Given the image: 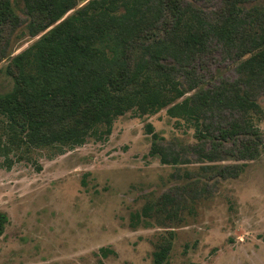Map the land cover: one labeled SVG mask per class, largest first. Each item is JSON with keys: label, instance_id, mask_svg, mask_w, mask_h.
<instances>
[{"label": "rangeland", "instance_id": "1", "mask_svg": "<svg viewBox=\"0 0 264 264\" xmlns=\"http://www.w3.org/2000/svg\"><path fill=\"white\" fill-rule=\"evenodd\" d=\"M193 1L210 17L222 5ZM11 3L23 23L0 31V94L13 87L6 73L11 59L37 39L28 33L23 2ZM236 65L234 52L211 43L194 61L191 78L215 90L240 81ZM174 75L186 88L188 78ZM253 91L264 107V90ZM237 117L216 110L208 120L214 136ZM253 121L264 143V115ZM146 124L162 137L163 149L179 156L177 165L149 155ZM0 135L6 144L2 129ZM218 141L216 161L203 159L201 151H213L209 140L198 141L194 125L165 108L143 116L128 112L106 139L90 138L63 154L48 148L0 154V212L9 219L0 264H153L154 252L169 241L166 264H264V151L254 160H236L230 154L242 148L239 141ZM233 166L243 169L237 178L220 176L221 168ZM165 194L175 199L179 219L155 214L149 226H130L131 214L160 204Z\"/></svg>", "mask_w": 264, "mask_h": 264}, {"label": "trees", "instance_id": "2", "mask_svg": "<svg viewBox=\"0 0 264 264\" xmlns=\"http://www.w3.org/2000/svg\"><path fill=\"white\" fill-rule=\"evenodd\" d=\"M21 1L28 33L37 39L6 69L13 87L0 94V129L7 137L4 144L0 135V154L47 148L63 154L90 138L106 139L114 121L128 112L143 116L165 108L169 116L191 122L198 141L209 140L213 151H201L209 162L216 161L218 140L239 141L242 148L230 154L236 160H254L264 151L253 121L264 115L253 91L264 90V0H222L214 17L193 0ZM22 23L11 0H1L0 31ZM211 43L234 52L239 82L211 90L191 78L194 61ZM175 73L188 78L186 88ZM222 109L238 117L219 127L216 137L208 120ZM145 132L152 139L150 156H159L163 165L180 162L163 149L152 124ZM242 171L233 166L219 173L237 178ZM162 198L131 214L130 226H149L155 214L179 219L175 199ZM8 222L0 212V237ZM171 250L169 241L154 252L153 264H166Z\"/></svg>", "mask_w": 264, "mask_h": 264}]
</instances>
